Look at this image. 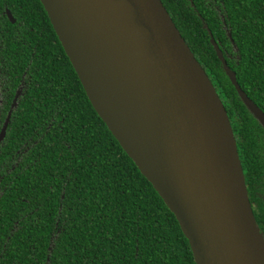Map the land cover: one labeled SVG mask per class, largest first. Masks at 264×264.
<instances>
[{
  "label": "trees",
  "instance_id": "trees-1",
  "mask_svg": "<svg viewBox=\"0 0 264 264\" xmlns=\"http://www.w3.org/2000/svg\"><path fill=\"white\" fill-rule=\"evenodd\" d=\"M32 34L33 84L12 110L0 146V264H194L174 216L90 106L38 0H5ZM160 0L216 92L228 121L254 221L264 239V132L220 70L264 113V0ZM1 3V2H0ZM204 26V27H203ZM30 30V31H29ZM232 45L235 51L232 50ZM29 50L24 49L25 60ZM18 150V161L8 172Z\"/></svg>",
  "mask_w": 264,
  "mask_h": 264
},
{
  "label": "water",
  "instance_id": "water-1",
  "mask_svg": "<svg viewBox=\"0 0 264 264\" xmlns=\"http://www.w3.org/2000/svg\"><path fill=\"white\" fill-rule=\"evenodd\" d=\"M38 2L90 106L174 216L194 264H264L226 113L160 0ZM224 67L264 132V113ZM118 76L137 82L130 137L109 105L127 94L106 88Z\"/></svg>",
  "mask_w": 264,
  "mask_h": 264
},
{
  "label": "flooded vegetation",
  "instance_id": "flooded-vegetation-1",
  "mask_svg": "<svg viewBox=\"0 0 264 264\" xmlns=\"http://www.w3.org/2000/svg\"><path fill=\"white\" fill-rule=\"evenodd\" d=\"M0 2V132L3 125L6 124L4 133L0 138L1 146L5 139L6 129L10 121L11 112L16 107L19 98L24 95L26 89L32 84L34 86H37L38 84L31 81L29 73L31 63L30 59L32 58L34 51V47L32 46V34L28 33V35H24L21 30L22 23L17 22L16 18L13 17V14L11 13L10 8L7 7L5 0H0ZM211 2L213 4V10L216 12V17L220 20V26L224 31V35L228 40L229 34L226 29L225 21L223 20V14L220 8L217 6V2H219V4H221V2L218 0H211ZM212 40L222 55L224 64L218 59L217 60L220 65V70L228 80V77L224 71V65L228 69V58L231 57L228 55V50L222 45L220 39L212 38ZM211 48L216 56L212 45ZM24 49H27L30 52L27 54V62H24L26 56L23 55ZM232 50L235 51L233 45ZM211 85L214 88L213 84ZM215 93L218 96L228 119V97L221 91L216 92L215 90ZM18 153V150L14 151V154L11 155L9 162L6 161L5 163H2V167L5 168V173L8 172L6 167L7 164H10V162L12 166L11 169L16 166L18 161ZM2 179L5 178L0 176V181Z\"/></svg>",
  "mask_w": 264,
  "mask_h": 264
},
{
  "label": "bare ground",
  "instance_id": "bare-ground-1",
  "mask_svg": "<svg viewBox=\"0 0 264 264\" xmlns=\"http://www.w3.org/2000/svg\"><path fill=\"white\" fill-rule=\"evenodd\" d=\"M110 83L106 88L114 94L126 93V96H118L109 100V105L114 109L112 114L120 121L121 131L130 137L132 130V114L137 101L135 92L137 91V82L135 78H124L123 76L110 78Z\"/></svg>",
  "mask_w": 264,
  "mask_h": 264
},
{
  "label": "rangeland",
  "instance_id": "rangeland-1",
  "mask_svg": "<svg viewBox=\"0 0 264 264\" xmlns=\"http://www.w3.org/2000/svg\"><path fill=\"white\" fill-rule=\"evenodd\" d=\"M257 196L262 200V202L264 203V193L260 192L257 194Z\"/></svg>",
  "mask_w": 264,
  "mask_h": 264
}]
</instances>
